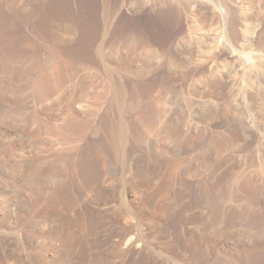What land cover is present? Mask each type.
Returning <instances> with one entry per match:
<instances>
[{
  "label": "rangeland",
  "instance_id": "obj_1",
  "mask_svg": "<svg viewBox=\"0 0 264 264\" xmlns=\"http://www.w3.org/2000/svg\"><path fill=\"white\" fill-rule=\"evenodd\" d=\"M0 264H264V0H0Z\"/></svg>",
  "mask_w": 264,
  "mask_h": 264
}]
</instances>
